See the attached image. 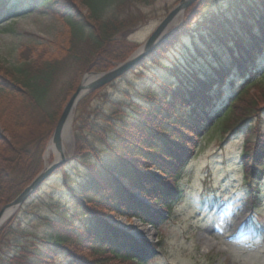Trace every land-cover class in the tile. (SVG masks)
<instances>
[{
	"label": "trees",
	"instance_id": "trees-1",
	"mask_svg": "<svg viewBox=\"0 0 264 264\" xmlns=\"http://www.w3.org/2000/svg\"><path fill=\"white\" fill-rule=\"evenodd\" d=\"M137 2L80 0L87 9L84 13L74 0H0V21L32 7L65 24L60 41L25 46L20 60L0 73V124L6 133L0 135V206L13 200L42 168L44 148L81 76L105 71L134 51L126 32L145 17ZM207 4L208 0L192 3L183 23L141 59L134 67L139 83L124 97L108 98L106 109L97 107L92 103L101 87L78 102L72 158L41 184L60 174L65 195L51 190L47 212L36 211L33 220L43 226L41 233L23 226L31 195L0 226V264H89L80 255L86 250L108 252L104 260L144 264L148 242L118 232L100 209L155 224L161 214L137 203L135 190L152 205L170 211L179 196L180 173L198 138L217 121L223 122L225 135L247 128L241 153L244 181L253 194L259 193L264 170V72L252 70L264 53V0L248 6L249 0H232L226 11L211 15L203 12ZM256 27L260 33L252 34ZM244 35L250 37L246 44L241 43ZM186 36L190 48L181 44ZM180 58L184 64L173 66ZM247 69V76L258 77L247 78L237 94L221 99L224 79L233 72L244 76ZM161 73L171 78L162 80ZM248 82L259 86L261 93L253 95ZM151 168L166 181L148 173Z\"/></svg>",
	"mask_w": 264,
	"mask_h": 264
},
{
	"label": "rangeland",
	"instance_id": "rangeland-1",
	"mask_svg": "<svg viewBox=\"0 0 264 264\" xmlns=\"http://www.w3.org/2000/svg\"><path fill=\"white\" fill-rule=\"evenodd\" d=\"M74 1L80 10L87 12L80 0ZM177 1L139 0L137 2L140 13L145 17L142 22L126 32V39L135 44L134 50L142 45ZM229 1L232 0H208L203 12L211 15L219 10L226 11ZM251 4L253 0H249L247 6ZM245 8L246 6L243 9ZM185 19L186 15L183 13L178 22L169 27L161 38L167 40ZM62 32H65L64 22L40 8H28L16 17L1 20L0 73L20 60V51L25 46L60 41L58 39H61ZM257 33H260L259 27H256L252 34ZM249 39V36H245L243 42L246 44ZM185 42L190 48L191 39ZM176 55L183 54L178 52ZM180 61L184 64L183 60ZM255 66V69L264 72V60H260ZM127 73L125 77L103 86L92 104L106 109L108 98L124 97L128 90L134 89L133 86L139 83L138 71L133 68ZM169 78L171 77L168 74H162L161 79ZM244 80L238 76L229 78L222 87V98L235 92L237 94L239 84ZM250 83L248 82L250 92L253 95L260 94L261 88L249 85ZM151 84L153 87L155 84V89H158V82ZM215 95L218 94L213 96L218 103L219 100ZM250 123L251 121L247 125ZM223 128V122L217 121L198 138L196 147L180 173L178 198L172 201L167 215L162 211V217L152 228L134 218V220H126L130 222V227L124 233L119 229L120 219L108 213L106 209L99 208L103 218L115 225L118 232L130 235L136 242H148L150 252L144 258V264H264V170L258 179L259 194L254 197L253 189L244 181L241 157L247 128L228 135L223 133ZM2 134L6 136L0 124V135ZM72 140V154L65 162L69 161L74 153L73 135ZM50 157L48 163L53 160V157ZM42 162L44 163V160ZM154 173L159 177L158 180L166 181L161 173ZM62 181L60 174H55L31 195L23 219V226L27 230L39 233L43 231V226L37 227L38 222L33 218L36 211L42 214L47 212V195L51 190L56 189L57 196L65 195L66 191L59 186ZM143 201L137 203H142L156 212L161 210L159 205H152L153 201L147 197H143ZM62 205L58 206L59 211ZM244 220V226L240 227ZM146 228L151 229L150 233ZM75 246L71 245L74 251H76ZM80 255L89 264L94 263L93 261L97 264L100 262L101 264H133L134 262L117 258L104 260L110 256L108 252L91 254L86 250Z\"/></svg>",
	"mask_w": 264,
	"mask_h": 264
},
{
	"label": "water",
	"instance_id": "water-1",
	"mask_svg": "<svg viewBox=\"0 0 264 264\" xmlns=\"http://www.w3.org/2000/svg\"><path fill=\"white\" fill-rule=\"evenodd\" d=\"M196 0H179L168 11L166 16L159 22L149 37L140 45L133 53H131L124 61L117 63L114 67L102 72H86L75 91L65 101L61 113L56 121L54 129L48 144L61 152L62 149V133L68 122L72 124L76 105L85 95L92 91L112 82L117 77L121 76L128 70L132 69L143 56L156 46L161 40V36L165 30L169 28L172 21L183 14L185 9ZM44 155V154H43ZM42 159L44 160L43 156ZM66 158L61 154L57 159H53L50 163H43L42 169L36 174L31 182L23 188V190L10 202L0 207V225L6 221L17 208L25 201V199L34 193L41 183L61 164Z\"/></svg>",
	"mask_w": 264,
	"mask_h": 264
},
{
	"label": "bare ground",
	"instance_id": "bare-ground-1",
	"mask_svg": "<svg viewBox=\"0 0 264 264\" xmlns=\"http://www.w3.org/2000/svg\"><path fill=\"white\" fill-rule=\"evenodd\" d=\"M181 18V16H177L173 21L172 24L169 26L171 27L172 25H175L178 20ZM169 29V28H168ZM165 30V31H168ZM77 106V105H76ZM76 109V108H75ZM71 123V122H70ZM68 122V124L66 125L65 129L63 130L62 133V149L61 152L57 151L53 145L51 144H47L45 147V151H44V162L46 164H48V159H51L50 156L53 157V159H57L61 154L67 158L72 154V150H73V140H72V135H73V123L70 124ZM127 220H131V218H128ZM128 224H130V222H127ZM146 230L150 233V228H146ZM146 231V232H147Z\"/></svg>",
	"mask_w": 264,
	"mask_h": 264
}]
</instances>
